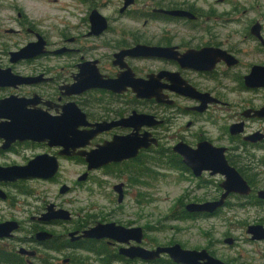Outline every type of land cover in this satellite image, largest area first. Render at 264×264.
<instances>
[{"label":"flooded vegetation","instance_id":"obj_1","mask_svg":"<svg viewBox=\"0 0 264 264\" xmlns=\"http://www.w3.org/2000/svg\"><path fill=\"white\" fill-rule=\"evenodd\" d=\"M149 1V8L142 12H134L135 9L130 10L131 17L136 18L143 15L144 19L141 22V31L131 33L129 40L120 38L117 33L114 35L116 29L110 28L109 19L104 16L105 27L97 32L92 31L89 16L92 10H97L95 6L89 11L87 10L85 18L57 29L58 41H50L45 33L43 34L38 28H35L21 11L17 13L18 19H13L18 28L6 29L3 18L4 10L0 5V168L25 166L34 157L45 154L57 159L58 172L63 162L75 161L83 168L82 173H84L87 171L85 157L76 152L97 149L98 146L110 141L114 136H125L135 132V128L130 124L133 121L128 118L142 114L144 117L139 118L141 125L136 131L139 134L148 133L151 138L156 140V144L139 149L134 157L109 161L88 171V175L83 181L78 180L81 173L77 177V183L88 182L91 176L90 172L117 169L115 172V177L118 178L117 182L110 187L111 195L119 204L127 195L128 185L141 182L145 184V179L150 177L148 166L151 162H147L145 157L142 158V154L149 151L155 154L152 156L156 161H159V158L165 160L173 168L177 167L180 171L190 172L191 176L197 180L203 176L216 178L212 196L201 202L190 201L183 204V210L189 213L184 209L188 203H203L218 199L223 191L219 186L223 176L218 173L209 174L204 170L198 176H194L182 162L181 156L172 150V147L176 143L182 142L194 149L199 142L208 141L213 146L225 148L224 157L227 164L232 166L246 182L249 192L247 194H227L223 205L212 213L189 214L204 216L214 214L228 205L229 198H243L245 204L264 205V198L257 196V191L264 190V188H254V178H249L244 173V169L251 165L264 164V160L258 159L254 162L252 158L246 156L247 148H262L264 146L263 127L257 125L251 129L253 124L264 122V117L252 116L253 110L264 105V86L250 87L244 84V76L250 72L253 66H264L263 58H251L252 54L264 52L261 22L257 19L247 21L238 32L239 40L235 44H231L229 35L222 34L220 28L240 18L234 15L238 6L236 3H231L232 0ZM132 4H135V0L122 12ZM120 7L118 13H122L119 11ZM241 12L245 15L244 10ZM153 22L158 23L159 26H151ZM21 28L24 29V32H21ZM72 29H77L80 32L71 34L69 31ZM109 30H111V38L106 43L102 40L100 43L88 45L86 41H82L87 38L100 39ZM24 33H30L33 36L29 37V40L19 41L13 47H9L3 42V34L25 35ZM39 37L45 41L46 52L15 54L27 44L37 42ZM136 45L146 46L152 50L144 55H125L120 59L113 56L121 50L130 49ZM104 47H107L109 51L96 53V49L103 50ZM242 53L248 55L246 61L242 59ZM81 65L83 67H80ZM82 68L86 70L84 74L87 83L95 81L97 75L102 80L120 78L119 80L122 82L129 80L132 75L133 78H139L146 82L145 92L149 96L136 97L135 92L127 85L121 91H111L93 85L82 88L83 85H76ZM232 97H235L234 100ZM221 110H224L229 121L225 127L227 133L225 145L211 139L207 127L208 124H212L215 113ZM64 114H68L74 122L81 123L78 126V130L82 131L81 134L89 135L92 131H97L86 145L75 148V151L69 147L67 152L69 154L66 152L61 154L60 152L64 150L63 147L50 145L47 140H20L18 138L9 140L11 136L5 132L7 123L35 124L41 120L45 121ZM124 120L126 121L123 122ZM116 122L118 123L114 124ZM175 123L176 125L173 127ZM238 123L241 124V132L231 134L229 126ZM97 124H100L99 128ZM205 124L207 125L204 126ZM171 131H175L174 135L177 136L172 134L168 136V132ZM251 134H255L259 138L255 141L245 139ZM167 137L176 140L169 147H159V140ZM122 166L124 168L119 169ZM56 175L50 179L30 178L14 181L0 179V204L2 205L0 206V224L12 221L17 225V228L10 232V237H0V243L5 246V248L0 247V264L10 263V259L22 264H33L34 259L38 256V250L41 248L55 252L66 249L85 251L90 255L97 256L102 262L101 264H111V261H142L136 258L127 259L118 253L121 246L135 245L133 240L120 244L107 238H76L82 231L97 222L113 221H96V215L88 213H85L83 218L74 221L72 211L52 202H48L42 207H32L35 208V211L30 212L28 217L30 223L28 230L31 234L18 237L17 233L23 230V222L17 215V213L23 212L21 210H24L20 208L22 204L20 197L23 198L27 193L28 196H32L33 204L39 200L36 193L24 189V183L40 180L54 181ZM117 184H120L118 190L114 189ZM62 185L68 187V190L63 194L72 191L71 186L61 183L58 189L60 195H63L59 192ZM119 192L121 193L120 202L117 201ZM138 194L145 195L141 192ZM132 195H136L134 191ZM50 203L54 204L55 209L68 210L71 213V219L39 220L38 217L46 212V207ZM253 224L264 227V224L261 223H251L246 225L245 231L247 226ZM64 225H71L72 228H62V232L58 234L50 229ZM119 225L137 227L130 223ZM138 227L142 229L139 245L146 248L142 245L143 228ZM41 231L51 234V237L38 240L36 234ZM74 231H77L75 235H69ZM226 238H230L233 242L231 237L224 239ZM9 241H11V245L6 243ZM173 243L176 242H167L166 245ZM21 248L35 251V255L21 254L19 252ZM207 253L210 254L208 251ZM74 256L70 259H63L64 264H76L77 257ZM160 257L167 258L164 254ZM153 261L142 262L153 264ZM222 262L225 264L229 261Z\"/></svg>","mask_w":264,"mask_h":264},{"label":"rangeland","instance_id":"obj_2","mask_svg":"<svg viewBox=\"0 0 264 264\" xmlns=\"http://www.w3.org/2000/svg\"><path fill=\"white\" fill-rule=\"evenodd\" d=\"M231 3L237 4L238 8L234 15L240 18L220 28L222 34L227 33L229 35L231 44H235L239 40L240 28L250 19H257L261 22L264 35V0H232ZM0 5L4 10L3 18L6 29L18 28L13 19H18L17 13L21 11L35 28H38L43 34L45 33L50 41H58L57 29L85 18L87 10L89 11L95 6L102 16L109 19L110 28L116 29L114 35L117 33L120 38L129 40L131 33L141 31V22L144 19L143 15L136 18L131 17L130 10L135 9L134 12H142L149 8L150 1L135 0V4L129 6L128 10L126 9L122 13H118L121 0H0ZM225 9L227 10V8ZM242 10L245 11V15L241 12ZM151 26H159V24L153 22ZM145 29L147 30V28ZM21 32H24L23 28H21ZM79 32L77 29L69 31L71 34ZM31 36L33 35L30 33L25 35L3 34V42L9 47H13L23 39L29 40ZM110 38L111 30L100 39L87 38L82 41H86V44L89 45L100 43L102 40L106 43ZM102 51L106 53L109 49L107 47H104L103 50L96 49V53ZM247 56L245 53L241 55L244 61L248 59ZM251 58L264 59V52L252 54ZM234 98L232 97V100ZM228 123L224 110H221L215 113L212 124H205L204 126L207 125L211 139L225 145L227 140L225 127ZM175 125L176 123L173 124V127ZM257 125L264 129V122L253 124L251 129ZM174 133L175 131L168 132V136L174 135ZM175 140L168 137L161 138L158 146L161 148L169 147ZM246 151V156L248 155L254 162L258 159L264 160V146L262 148L249 147ZM152 155L155 154L149 151L142 154V158L145 157L147 162H151L148 166L150 177L145 179V184L141 182L128 185L127 195L119 204L111 195L110 187L117 182L118 178L115 177L117 169L90 172L91 176L88 182L77 183V177L83 172V168L75 161L63 162L54 181L25 182L24 189L36 193L40 201L38 200L33 204L32 196H28L27 193L23 198L20 197L22 202L20 208L24 210H21L23 212H19L17 215L19 220L23 222V230L17 233V236H29L31 234L28 230L30 227L28 217L30 212L35 211V208L32 207H42L46 203L52 202L72 211L74 221L83 218V215L88 213L96 215V221H113L123 225L130 223L141 226L144 233L142 245L146 248L166 245L167 242H176L183 248H205L214 257L222 261H229L225 264H264V239L252 241L245 233V227L248 224H264V205L245 204L243 198H229L227 200L228 205L214 214L196 215L185 219L173 218V215L183 209L182 206L186 202H201L212 196L217 180L215 177L208 176H203L197 180L191 176L190 172L180 171L177 167L173 168L168 165V162L160 158L159 161H156ZM122 168L124 167L119 169ZM244 173L249 178H254V188H264V164L251 165L244 169ZM61 183L71 186L72 191L60 195L58 189ZM133 191L136 195H132ZM138 192L145 195H140ZM0 206L2 205L0 204ZM71 225L50 229L58 234L62 232V228H72ZM225 237H231L233 239L232 244L223 243L222 240ZM6 243L11 245V241ZM0 247L5 248L3 243H0ZM73 256L77 257L76 264L102 263L97 256L81 250L66 249L55 252L41 248L38 250V256L34 259L33 264H64L63 259H70ZM110 263L145 264L139 260L111 261Z\"/></svg>","mask_w":264,"mask_h":264},{"label":"water","instance_id":"obj_3","mask_svg":"<svg viewBox=\"0 0 264 264\" xmlns=\"http://www.w3.org/2000/svg\"><path fill=\"white\" fill-rule=\"evenodd\" d=\"M133 0H122V5L119 9L122 12ZM91 22L92 31L101 30L105 26V18L101 16L97 10H92L89 16ZM45 41L41 37L38 38L37 42L29 43L22 47L16 55L35 52L43 53L46 52ZM152 48L136 45L130 49L121 50L115 53L113 56L118 59L125 55H144ZM19 53V54H18ZM14 54V53H13ZM85 66V65H84ZM80 67H83L81 65ZM83 68L79 73V80L76 85H83L82 88L90 86L103 87L111 91H121L125 86H130L135 92L136 97H147L149 96L145 92L146 82L139 79L131 78L129 80L112 79L102 80L97 78L93 82L87 83L86 75L84 74ZM13 78H19L18 76H12ZM244 84L246 86H264V66L258 67L253 66L250 72L244 76ZM75 109V108H74ZM252 116L264 117V105L257 110H253ZM142 114H136L129 116L128 119L133 121L130 123L134 128L135 132L127 134L125 136H114L110 141L98 146L97 149L86 151H78L77 154L83 155L87 163V171L82 173L79 177V181L86 179L88 171L96 169L109 161H120L134 157L138 150L141 148H147L149 145H155L156 140L151 138L146 132L137 133L138 127L141 125ZM124 120L123 122H125ZM118 122L114 123L117 124ZM81 123L74 122L71 120L68 114L58 116L52 119L38 122L35 124L28 123H7L5 132L11 136L9 140H25L32 139L36 141L47 140L50 145L62 146L64 150L60 153L68 152V148L71 147L74 151L75 148L82 147L87 144L88 140L92 138L97 131H92L89 135L81 134L82 131L78 130V126ZM98 128L100 124H97ZM240 123L231 124L229 126V132L231 134L241 132ZM97 128V130H98ZM259 137L255 134H251L245 137L250 141H255ZM172 150L179 154L182 158V162L191 170L194 176H198L201 171H208L209 174L218 173L223 176L219 186L222 188V192L218 199L215 201H207L203 203H188L184 209L189 213H212L215 209L221 207L224 203V199L229 193L247 194L249 187L238 172L230 165L227 164L224 157L223 147H217L211 145L208 141L199 142L194 149L187 146L182 142L176 143ZM69 154V153H67ZM58 161L56 158L42 154L34 157L25 166L20 167H5L0 168V179L14 181L16 179H30V178H41L50 179L58 172ZM120 184L114 186V189L118 190ZM68 190L66 185H62L59 192L65 193ZM257 196L264 198V190L257 191ZM117 201H121V193H118ZM39 220L49 221L51 219H62L70 220L71 213L63 208H54V204L50 203L46 207V212L43 213ZM17 228L15 222L9 221L0 224V237H10V232ZM246 234L249 235L250 240H260L264 238V227L258 224L249 225L246 228ZM77 231L70 233L69 235H75ZM51 237V234L47 232H38L36 238L38 240H44ZM107 238L114 240L120 244L127 243L129 240H133L135 245L128 247L121 246L118 249V253L127 259H140L142 261H153L158 259L163 254L172 261L174 264H224V262L211 256L205 249H187L182 248L178 243L171 245H157L151 249L143 248L139 245L142 238V229L140 227H124L114 222H97L90 228L82 231L76 238ZM232 241L230 238L224 239V243L230 244ZM21 254H27L30 256L35 255V251H29L24 248L19 250Z\"/></svg>","mask_w":264,"mask_h":264},{"label":"trees","instance_id":"obj_4","mask_svg":"<svg viewBox=\"0 0 264 264\" xmlns=\"http://www.w3.org/2000/svg\"><path fill=\"white\" fill-rule=\"evenodd\" d=\"M173 216H174L173 218L185 219L188 217H194V216H196V214H189V213H186L183 209H181L180 211H178V213H176ZM9 262L10 263H7V264H22L19 261H16L14 259H10ZM152 263L153 264H172L173 262L170 261L169 259L165 258V257H160L157 260L153 261Z\"/></svg>","mask_w":264,"mask_h":264}]
</instances>
